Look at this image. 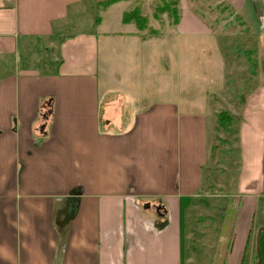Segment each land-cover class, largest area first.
Listing matches in <instances>:
<instances>
[{"label": "crops", "instance_id": "0c3cea01", "mask_svg": "<svg viewBox=\"0 0 264 264\" xmlns=\"http://www.w3.org/2000/svg\"><path fill=\"white\" fill-rule=\"evenodd\" d=\"M229 2L259 41L260 70L226 108L238 157L215 194L219 218L195 230L203 264H254L264 226V0ZM134 3L0 0V264H188L189 209L211 184L215 123L180 94L179 79L175 89L162 81L152 102L136 85L147 55L121 41L136 33L123 21ZM179 7L178 78L196 69L180 38L213 33ZM145 42L136 45L147 52ZM115 57L125 75H101Z\"/></svg>", "mask_w": 264, "mask_h": 264}, {"label": "rangeland", "instance_id": "374dc122", "mask_svg": "<svg viewBox=\"0 0 264 264\" xmlns=\"http://www.w3.org/2000/svg\"><path fill=\"white\" fill-rule=\"evenodd\" d=\"M103 0H100L102 4ZM144 4H139V2ZM164 0H134V4L130 10L137 7L138 16H145V25L142 29L138 28V20L129 21L136 33L122 34L125 37L134 36L121 40L125 44L131 46L133 54L140 57L147 55L145 61L147 67L143 76H139V71H143L142 67L136 69V77L138 81L136 85H140L139 78L142 83H146L149 96L147 101H156V95L160 94L162 81L164 87L174 89L177 87V79H179L178 88L181 95H187L194 103V108L203 113L201 109L214 119L215 128L212 129L210 135L211 142L214 143L212 155L209 158L211 168L204 170V182L211 183L206 192L195 196L192 207L189 209L190 222L189 244L185 249L186 261L194 264H203L202 236L197 234L202 232L204 225L209 222L206 220L211 216L219 218L220 212L218 206L223 204L220 196L215 194L221 193L217 191L220 184L227 185L232 175V169L235 168L233 162L237 159V152L234 146L236 141V125L235 122H226L219 119V112H227L228 104L237 103L240 100L237 94L241 91L240 87L245 88L248 85L249 76L253 72L260 70L257 66L259 61V41L251 33L247 24L243 23L240 17H237L235 9L229 0H181L180 6L186 10H193L203 17V21L207 28L211 30L212 35L200 37L199 39L185 40L183 37L178 41L181 45L180 53L183 58L189 57L190 61L196 64L195 68H188L186 65L180 68V78L173 73L175 67L172 62V49L177 44L175 32L171 30L172 24L169 23L170 17L168 11L161 10ZM164 4V3H163ZM177 4L178 10L180 7ZM159 6V8H157ZM127 9V10H128ZM129 10V11H130ZM94 9L87 12L90 17L95 18ZM94 13V15H93ZM141 13V14H140ZM134 16V13L132 14ZM140 21V19H139ZM120 26V22H119ZM151 27H157L160 34L153 35ZM67 30L71 31L70 28ZM157 38V39H155ZM191 39V38H190ZM116 40V39H115ZM173 40V43H172ZM146 41L147 52L145 49H139L136 44ZM190 44V48L187 45ZM182 51V52H181ZM188 52L190 53L188 55ZM141 56V57H142ZM114 63L107 68L101 67V75H120L124 76L125 68L120 63L121 57H115ZM143 58V57H142ZM256 58V59H255ZM228 60V61H227ZM112 61V62H113ZM222 61V63H221ZM182 63V61H181ZM184 63V62H183ZM144 65V63H143ZM160 70L163 74H160ZM258 79H254L253 84L256 85ZM250 83V82H249ZM132 87H134L132 85ZM158 87V90L156 88ZM170 92V91H169ZM206 104V107H205ZM215 114V116H213ZM231 171V172H230ZM216 206V207H215ZM215 208V209H214ZM204 219L203 222L200 220ZM211 227V224L207 228ZM202 252V253H201Z\"/></svg>", "mask_w": 264, "mask_h": 264}, {"label": "trees", "instance_id": "16d2710c", "mask_svg": "<svg viewBox=\"0 0 264 264\" xmlns=\"http://www.w3.org/2000/svg\"><path fill=\"white\" fill-rule=\"evenodd\" d=\"M115 1H118V0H103L102 1V5L103 6H107V5H109V4H111V3L115 2ZM177 4L179 5V0H164L162 2L163 6H162L161 10L162 11L163 10L168 11V14H169V17H170L169 23L172 24V25L177 24V22L179 20V10H178V7H176ZM157 8H159V6ZM138 10L139 9L137 7H135L133 10L125 12L124 15H123V21L124 22H129V21L133 20V18L137 19L138 20V23H137L138 24V28L142 29L144 27V25H145L146 17L143 16V15H141V17L138 16L137 15V13H139ZM133 13H134V16H132ZM139 19H140V21H139ZM158 29L159 28H157V27H151V33L150 34L157 35L159 33ZM218 117H219V119H222V122L225 121V120H226V122H230V123L233 122V121H236V117L233 116L230 113H227V112H219V116ZM259 249H260V255H261L260 264H264V229L261 231L260 236H259ZM257 262H258V256H256L254 264H257Z\"/></svg>", "mask_w": 264, "mask_h": 264}, {"label": "water", "instance_id": "95a60500", "mask_svg": "<svg viewBox=\"0 0 264 264\" xmlns=\"http://www.w3.org/2000/svg\"><path fill=\"white\" fill-rule=\"evenodd\" d=\"M264 229V226H261L258 230V234H257V256H258V262L257 264H260L261 262V255H260V249H259V236L261 231Z\"/></svg>", "mask_w": 264, "mask_h": 264}]
</instances>
